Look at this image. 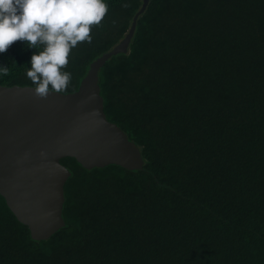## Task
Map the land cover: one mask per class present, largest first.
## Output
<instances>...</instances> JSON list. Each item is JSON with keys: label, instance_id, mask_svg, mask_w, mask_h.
<instances>
[{"label": "trees", "instance_id": "trees-1", "mask_svg": "<svg viewBox=\"0 0 264 264\" xmlns=\"http://www.w3.org/2000/svg\"><path fill=\"white\" fill-rule=\"evenodd\" d=\"M104 2L110 14L69 53L62 93L143 5ZM34 51L16 41L0 54V86L35 87ZM99 76L107 118L144 169L63 159L66 227L48 241L32 240L0 195V264H264V0H150L128 54Z\"/></svg>", "mask_w": 264, "mask_h": 264}, {"label": "water", "instance_id": "water-1", "mask_svg": "<svg viewBox=\"0 0 264 264\" xmlns=\"http://www.w3.org/2000/svg\"><path fill=\"white\" fill-rule=\"evenodd\" d=\"M149 3L143 0L125 38L90 65L77 91L39 98L33 86H0V195L34 241H48L66 227L72 172L63 159L87 170L144 169L140 147L107 118L99 75L114 56L128 54Z\"/></svg>", "mask_w": 264, "mask_h": 264}, {"label": "clouds", "instance_id": "clouds-1", "mask_svg": "<svg viewBox=\"0 0 264 264\" xmlns=\"http://www.w3.org/2000/svg\"><path fill=\"white\" fill-rule=\"evenodd\" d=\"M110 11L104 0H0V54L16 41L25 43L35 50L32 67L25 66L35 94L61 93L72 80L69 53L81 42L92 44ZM0 73L7 75L8 68L0 66Z\"/></svg>", "mask_w": 264, "mask_h": 264}]
</instances>
